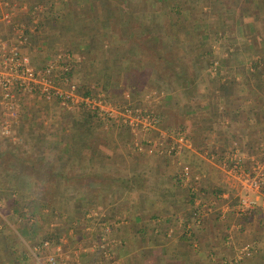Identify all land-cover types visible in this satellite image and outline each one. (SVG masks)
I'll list each match as a JSON object with an SVG mask.
<instances>
[{
	"label": "crops",
	"instance_id": "1",
	"mask_svg": "<svg viewBox=\"0 0 264 264\" xmlns=\"http://www.w3.org/2000/svg\"><path fill=\"white\" fill-rule=\"evenodd\" d=\"M24 2L28 9L18 20L29 38L23 52L33 65L62 50L77 92L85 94L73 65L104 59V48L123 50L119 59L137 66L135 74L150 69L146 75L167 82L169 99L159 102L163 87H146L145 105L132 99L135 92H124L123 104L99 93L115 107L157 115L158 126L139 143L183 132L193 145L173 155L163 147L140 152L120 121L110 123L117 131L107 137L69 134L67 128L64 136L61 127L79 124L76 116L87 110L77 105L62 121H52L55 101L25 96L14 128L19 135L0 137V264H32L36 242L50 238L53 249L61 237L62 252L75 264H227L243 250L248 254L237 264H264V184L259 192L250 189L229 170V154L237 148L245 170L259 162L264 172V0H76L70 14L77 22L85 16L86 24L73 49L50 42L55 26L44 22L52 10L43 0ZM39 2L43 8L36 15L32 9ZM59 26L74 31L68 23ZM221 48L226 67L217 55ZM143 49L144 55L137 53ZM134 79L142 88L152 82L144 75ZM42 115L50 116L44 121ZM118 127L125 135L112 142ZM8 145L22 148L15 155ZM32 153L48 167L27 166ZM254 199L252 207L241 202ZM37 209L49 213L45 233ZM102 240L105 252L92 248Z\"/></svg>",
	"mask_w": 264,
	"mask_h": 264
},
{
	"label": "built area",
	"instance_id": "2",
	"mask_svg": "<svg viewBox=\"0 0 264 264\" xmlns=\"http://www.w3.org/2000/svg\"><path fill=\"white\" fill-rule=\"evenodd\" d=\"M42 8V3H35L32 11L38 15ZM27 9L24 0H0V137L17 138L14 128L20 117L18 105L25 96L55 101L59 108L56 113L58 117L79 105L87 111L98 114L105 123L120 121L133 134L139 130L147 132L158 126L159 118L153 111L136 109L129 105H124L122 108L115 107V104L107 101L102 93L79 94L70 77L72 65L62 50L57 51L50 61L38 66L33 65L23 52V47L28 44L29 38L25 33V25L18 20V14L26 12ZM36 22L35 18L33 23ZM192 145L193 140L183 132L173 136H160L146 143H139L138 140L135 142L140 152L151 153L163 147L168 155L177 153L182 146ZM229 157L231 161L229 170L232 173H239L248 188L261 191L264 184L261 164L254 162L245 170L237 148L229 154ZM189 170L188 166L183 167L186 175ZM241 202L245 207H252L256 199ZM192 215L198 216L199 211L196 210ZM63 243H66V240L61 237L51 249L53 243L48 239L36 242L31 247L32 264H75L67 252H62ZM96 247L105 252L107 243L102 240L97 246H92V248ZM243 251L242 255L248 254L247 250ZM242 255L236 257L239 259Z\"/></svg>",
	"mask_w": 264,
	"mask_h": 264
},
{
	"label": "rangeland",
	"instance_id": "3",
	"mask_svg": "<svg viewBox=\"0 0 264 264\" xmlns=\"http://www.w3.org/2000/svg\"><path fill=\"white\" fill-rule=\"evenodd\" d=\"M31 1L36 2L38 0H31ZM43 2L46 5L45 9L51 8V10H52L51 13H49L51 15L48 14L44 17V19H45L44 22L48 23V22L52 21L51 25L55 26L54 30L51 32L50 37H49L50 42H52V45L58 46V48L62 47V48H67V49L68 48L73 49L75 42H76L75 39H77L79 35H82L83 27L86 24V19H85L84 15H83L84 20L78 19L80 22H77L76 21L77 18H72V15L70 14V12L73 9H75L74 4L77 5L76 0H55L54 3H51L50 1L43 0ZM83 4H85V3H83ZM57 14H59V15H57ZM56 16L59 18L61 17V19L56 20L55 19ZM90 17H92V19L94 20L93 25H98V20L96 19L97 17H94V16H90ZM60 23H62V24H60ZM66 23H68V25H72L74 31H72V32L71 31H69V32L62 31L60 29L59 25H65ZM87 27H88V24L85 26V30H84L85 34H86L85 31H86ZM69 30H72V29H69ZM45 31H46V29H45ZM98 46H99V44L94 45L93 48H91L92 53L97 50ZM218 50H217V52H218ZM222 50L223 49L221 48L217 55H218V57H220L222 59L221 61L223 62L224 66L226 67L227 66V64H226L227 58L223 57V56H225V52ZM88 51H90V49ZM101 52L105 53L104 59L101 58L98 61H96L95 59H92V61L90 63H86V64H82V63H80L81 61L80 62L78 61L77 64L73 65L74 76H76V78L75 77L74 78H75L76 83L80 86L81 90H83L84 92L85 91L92 92L93 94H98L99 92H107L114 97L115 101H119L120 104H123L122 99L124 98V96H123L124 92H129L132 94L135 92L134 96L131 95V96H133L132 99L136 102H139V103L145 105V103H147V102H145L143 100V95L145 93L144 90L146 89V87L150 86L151 88L154 87V88H161V89L163 87L165 97L161 98V100H159V102H162V101L169 99L167 97V91H166L167 82L163 81V80H156L155 79L156 77L154 75H150V74L146 75V73L151 72L150 69H148V72L142 70V71H140V73L138 71V74H135L136 73L135 71H137V69H138L137 66H133L132 64H129L128 62H126L127 60L124 62L122 59H119V56H120V54L122 55L123 50L122 51L117 50V52H118V54H117L114 51V49H112V48H110V49L104 48L103 50L101 49ZM137 53L144 55L143 51H138ZM100 57H102V55ZM106 68H109V69H106ZM140 75H144L145 77H148V79H151L152 82H150V84L143 85V88L141 85H136L137 79L135 80L134 78H138V76H140ZM159 78H161V76ZM135 89H138V90L134 91ZM137 93H139V94H137ZM45 103L47 105L49 104L48 102H45ZM119 103H117V104H119ZM46 104L44 106H46ZM51 105H53V104H51ZM54 106H55V104H54ZM56 106H57V104H56ZM58 109L59 108L57 106L54 114L52 112L50 113V115L53 114L56 116L55 119L54 118L52 119V121L53 120L60 121V119L62 121L63 118H65L66 114H68V113H62V115L60 117H58L56 115ZM50 115H47V116L42 115V117H43L42 119L45 121L47 119L46 117H48ZM76 117H78L77 122L81 121L79 124L72 123L69 126L58 125V126H62L61 128H63V129H62L61 133H63L64 136H65V133H68V132H69V134L77 133L79 135H81L83 133H88L89 129L87 130V128H89V127H91L89 133L94 132V136L99 137V138H102V136L107 137V136L113 134L115 131H117L116 127L110 125L111 122L103 123V121L101 122L97 119H94V120L92 119L91 121L87 122L86 118H85L86 115H84V114H82V115L78 114ZM68 120H71V118L69 117ZM50 123H54V122H50ZM58 124H60V123H58ZM54 125H55V123H54ZM66 128L69 129L68 132L64 130ZM124 130L125 129L118 127L117 136H116L115 140L112 142L120 141L121 139H123V137H121V136L125 135ZM14 131H15V129H14ZM40 132L44 136L47 135V133H46L47 130H40ZM97 132L101 133V136H99L97 134ZM15 133L18 134L17 132H15ZM144 133H146V132L139 130V131L135 132V134H133V136L135 137V140H139L141 138H145V136L148 134V133L147 134H144ZM41 134H40V136H42ZM59 134H57V136H59ZM118 135H121L120 136L121 138H118ZM0 143H1V140H0ZM101 145L104 146L103 141L101 142ZM19 147L22 148L21 145H14V146L8 145L7 149L10 150V152H8V153H13L15 155H18L19 154ZM1 148L2 147L0 145V150H1ZM98 149H100V148L98 147ZM100 151H103V148L100 149ZM30 155L32 156V158L31 159L26 158V160H25L27 166L29 165V167L37 168L38 170H42V169L48 167L46 163H42V162L38 161L37 159H35V157H37L38 155H36L35 153H32ZM0 201H1V199H0ZM93 213H96V211H94ZM35 217H37L41 221V224H42L41 230H42V233H45L47 231L45 229V226L47 223L50 222L49 213L46 214L44 211H42V209H40V210L37 209V210H35ZM58 226H60V225H58ZM62 226L64 227V228H62L63 229L62 232L66 233V230H67L66 227L67 226L65 225V223ZM35 230L38 232V234L40 233L39 232L40 229H38L37 227L35 228ZM84 235L90 236L88 234H83V236ZM35 236H38V235H35ZM104 236H109V235H104ZM243 252L244 251H238L237 253H238V255H242ZM238 255L234 254V258H231L232 262H229L227 264H237L238 261H240L239 260L240 258L238 259V257H236ZM237 259H238V261L235 262Z\"/></svg>",
	"mask_w": 264,
	"mask_h": 264
},
{
	"label": "trees",
	"instance_id": "4",
	"mask_svg": "<svg viewBox=\"0 0 264 264\" xmlns=\"http://www.w3.org/2000/svg\"><path fill=\"white\" fill-rule=\"evenodd\" d=\"M143 52L145 51L144 49L142 50ZM90 94V92H88V91H86V93L84 94V95H89ZM131 107V106H130ZM83 108V107H82ZM84 109V108H83ZM85 110V109H84ZM87 119H86V121L87 122H89V121H91L92 120V118H95L96 117V119H97V117H98V120L99 119H101L99 116H98V114H93L92 112H90V111H87ZM124 125V124H123ZM89 129V131H90V129L91 128H87V130ZM88 131V132H89ZM48 239H50V238H48ZM51 240V239H50Z\"/></svg>",
	"mask_w": 264,
	"mask_h": 264
}]
</instances>
